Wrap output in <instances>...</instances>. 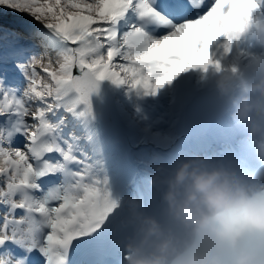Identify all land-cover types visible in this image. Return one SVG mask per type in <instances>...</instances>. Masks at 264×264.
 I'll return each instance as SVG.
<instances>
[{
  "label": "snow or ice",
  "instance_id": "6c2138e0",
  "mask_svg": "<svg viewBox=\"0 0 264 264\" xmlns=\"http://www.w3.org/2000/svg\"><path fill=\"white\" fill-rule=\"evenodd\" d=\"M261 2L0 0V264H105L106 243V264H121L108 181L49 118L89 116L101 81L155 95L190 70L220 71L214 56L231 52ZM7 17L37 27L25 37Z\"/></svg>",
  "mask_w": 264,
  "mask_h": 264
},
{
  "label": "clouds",
  "instance_id": "9594fccd",
  "mask_svg": "<svg viewBox=\"0 0 264 264\" xmlns=\"http://www.w3.org/2000/svg\"><path fill=\"white\" fill-rule=\"evenodd\" d=\"M254 13L233 38L239 61L212 74L255 166L179 160L154 169L151 204L143 195H112L108 215L123 213L115 240L121 264H264V18Z\"/></svg>",
  "mask_w": 264,
  "mask_h": 264
},
{
  "label": "bare ground",
  "instance_id": "6f19581e",
  "mask_svg": "<svg viewBox=\"0 0 264 264\" xmlns=\"http://www.w3.org/2000/svg\"><path fill=\"white\" fill-rule=\"evenodd\" d=\"M19 21V20H18ZM24 21H26L27 24L22 23V21L16 22L14 25L15 28H17L20 32L24 33L25 37H27V34L32 31L29 26V24L31 25V27H34V23L31 20L28 19H24ZM21 22V23H20ZM37 26V25H36Z\"/></svg>",
  "mask_w": 264,
  "mask_h": 264
},
{
  "label": "rangeland",
  "instance_id": "374dc122",
  "mask_svg": "<svg viewBox=\"0 0 264 264\" xmlns=\"http://www.w3.org/2000/svg\"><path fill=\"white\" fill-rule=\"evenodd\" d=\"M22 21V23L27 24L26 21L24 20H19ZM18 20L13 19L12 17H7L5 18V23H11V24H15L16 22H19ZM21 23V22H20ZM31 28V30H33L35 27H37L36 25H34V27H31V25L29 24V26ZM130 91L132 94H145L144 91L142 89H132L130 88Z\"/></svg>",
  "mask_w": 264,
  "mask_h": 264
}]
</instances>
